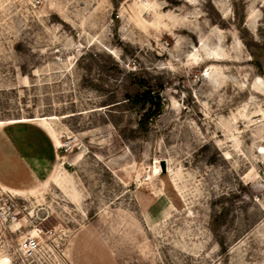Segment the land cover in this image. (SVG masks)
Masks as SVG:
<instances>
[{"label":"rangeland","instance_id":"rangeland-1","mask_svg":"<svg viewBox=\"0 0 264 264\" xmlns=\"http://www.w3.org/2000/svg\"><path fill=\"white\" fill-rule=\"evenodd\" d=\"M0 138V262L264 264V0H0Z\"/></svg>","mask_w":264,"mask_h":264},{"label":"crops","instance_id":"crops-1","mask_svg":"<svg viewBox=\"0 0 264 264\" xmlns=\"http://www.w3.org/2000/svg\"><path fill=\"white\" fill-rule=\"evenodd\" d=\"M5 141L0 138V186L11 191H27L34 188L37 182L43 183L46 178L37 170L35 157L29 156L26 147L11 150L9 155L12 162H9L2 153L6 147Z\"/></svg>","mask_w":264,"mask_h":264},{"label":"built area","instance_id":"built-area-1","mask_svg":"<svg viewBox=\"0 0 264 264\" xmlns=\"http://www.w3.org/2000/svg\"><path fill=\"white\" fill-rule=\"evenodd\" d=\"M65 147L70 146V143L66 142ZM40 248V240L37 236L30 235L25 238L20 244L19 250L24 258L32 257L38 252Z\"/></svg>","mask_w":264,"mask_h":264},{"label":"trees","instance_id":"trees-1","mask_svg":"<svg viewBox=\"0 0 264 264\" xmlns=\"http://www.w3.org/2000/svg\"><path fill=\"white\" fill-rule=\"evenodd\" d=\"M140 97H141L140 100H145L147 103L150 104V108L147 110L148 112L147 115L150 116L151 118L159 114V112L162 110L163 102H162V98L158 93L148 92L141 94Z\"/></svg>","mask_w":264,"mask_h":264},{"label":"bare ground","instance_id":"bare-ground-1","mask_svg":"<svg viewBox=\"0 0 264 264\" xmlns=\"http://www.w3.org/2000/svg\"><path fill=\"white\" fill-rule=\"evenodd\" d=\"M22 120H25V119H21V120H10L9 122H14V121H22ZM60 146V145H59ZM157 173V172H156ZM159 173V172H158ZM5 259V258H4ZM6 261L7 260H4L2 262H0V264H6Z\"/></svg>","mask_w":264,"mask_h":264}]
</instances>
